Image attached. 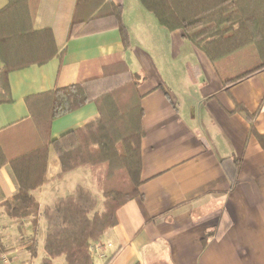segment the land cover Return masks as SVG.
Here are the masks:
<instances>
[{
  "label": "crops",
  "instance_id": "obj_1",
  "mask_svg": "<svg viewBox=\"0 0 264 264\" xmlns=\"http://www.w3.org/2000/svg\"><path fill=\"white\" fill-rule=\"evenodd\" d=\"M76 1L36 0L35 29H51L66 52L63 59L10 73L14 102L0 104V131L12 125L18 132L25 123L27 96L98 75L109 55L121 54L139 75L145 126L140 195L122 206L117 225L93 242V264H264V149L250 135L249 122L234 112L235 101L257 112L255 127L264 135V67L227 90L213 63L182 30L162 27L140 0H113L123 5L128 49L116 28L67 39ZM8 2L0 0V7ZM98 117L97 105L89 102L53 120L51 137ZM86 171L63 173L50 146L47 181L32 191L41 212L71 193L79 177L87 180ZM19 189L11 165L2 166L0 204ZM223 219L231 226L207 238ZM46 232L42 217L38 253L31 258L24 245L30 219L19 225L0 209V239L12 264H43ZM53 264L66 262L57 257Z\"/></svg>",
  "mask_w": 264,
  "mask_h": 264
},
{
  "label": "trees",
  "instance_id": "obj_2",
  "mask_svg": "<svg viewBox=\"0 0 264 264\" xmlns=\"http://www.w3.org/2000/svg\"><path fill=\"white\" fill-rule=\"evenodd\" d=\"M169 31L182 30L215 66L225 88L264 67V0H140ZM36 0H9L0 7V104L14 102L9 75L31 65L63 59L51 29L34 27ZM118 29L123 46H131L123 19V5L113 0H77L67 39ZM140 77L119 53L107 56L102 72L78 83L29 95L30 116L18 128L0 131V168L10 164L19 192L0 204L3 213L23 224L30 219L31 233L24 245L31 258L38 253L40 219L48 221L43 264L64 256L67 264H93L90 240H98L118 223L117 211L140 195L141 142L145 135ZM94 102L99 117L58 138L51 137L56 118ZM235 113L250 124L264 149V135L255 127L257 112L235 101ZM24 126V127H23ZM16 129V128H15ZM57 153L63 173L88 168L104 197V211L95 212L97 200L78 185L76 193L63 197L41 212L33 190L47 181L49 148ZM231 221L223 219L220 236ZM206 241V240H205ZM9 249L0 239V256ZM139 264V263H137Z\"/></svg>",
  "mask_w": 264,
  "mask_h": 264
},
{
  "label": "rangeland",
  "instance_id": "obj_3",
  "mask_svg": "<svg viewBox=\"0 0 264 264\" xmlns=\"http://www.w3.org/2000/svg\"><path fill=\"white\" fill-rule=\"evenodd\" d=\"M82 168H85V167H82ZM78 169V168H77ZM85 169H87V171H86V177L88 178L87 180H85V181H83V176L82 177H79L78 179H77V181H76V184H75V186H74V188L73 189H71V193H69V194H67V195H65V196H63V197H66V196H68V195H71V194H75L76 193V190H77V187H78V185H81V186H83V187H85V188H87L90 192H91V194L96 198V200H97V204H96V207H95V210L94 211H92L91 212V214H90V216L92 217L93 216V214L95 213V212H98V213H101V212H103L104 211V205H103V202H104V197H103V195H102V192L99 190V188H98V186L96 185V183H95V181H94V179H93V177H92V174H91V172H90V170L88 169V168H85ZM75 170V169H74ZM84 177H85V175H84ZM63 197H61V198H63ZM61 198H59V199H61ZM58 199V200H59ZM57 201V200H56ZM56 203V202H55ZM43 212V211H42ZM42 217H44V216H42ZM41 217V218H42ZM45 218V217H44ZM46 219V218H45ZM41 220V219H40ZM46 221H47V219H46ZM39 230H40V228H39ZM47 232H48V221H47ZM47 232H46V235H47ZM39 233V232H38ZM104 235V234H103ZM102 235V236H103ZM101 236V237H102ZM100 237V238H101ZM46 238V237H45ZM99 238V239H100ZM98 239V240H99ZM98 240H90V252H91V246L93 245V242H96V241H98ZM59 257H64V256H59ZM64 259H65V257H64ZM65 262H66V259H65ZM66 264H67V262H66Z\"/></svg>",
  "mask_w": 264,
  "mask_h": 264
},
{
  "label": "built area",
  "instance_id": "obj_4",
  "mask_svg": "<svg viewBox=\"0 0 264 264\" xmlns=\"http://www.w3.org/2000/svg\"><path fill=\"white\" fill-rule=\"evenodd\" d=\"M99 247L102 248L103 246L99 244ZM0 262L2 264H12V261L10 259V255H9L8 252L1 254V256H0Z\"/></svg>",
  "mask_w": 264,
  "mask_h": 264
}]
</instances>
